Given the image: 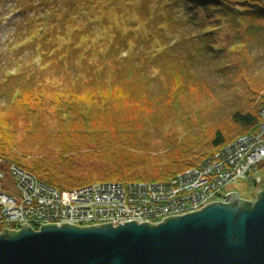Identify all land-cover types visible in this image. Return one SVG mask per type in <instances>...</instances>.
<instances>
[{
    "label": "rangeland",
    "instance_id": "1",
    "mask_svg": "<svg viewBox=\"0 0 264 264\" xmlns=\"http://www.w3.org/2000/svg\"><path fill=\"white\" fill-rule=\"evenodd\" d=\"M192 6L186 0H0V105L9 109L16 155L46 158L58 173L99 176L97 170L114 167L119 149L163 165L173 159L170 150L179 158L186 151L188 160L191 150L203 152L217 128L235 132V110L250 104L254 90L264 95V20L218 19V12ZM30 21L32 36L22 35ZM49 33L47 49H40ZM178 83L189 89L179 97L182 106L166 107ZM106 102L111 108L103 111ZM113 116L150 117L154 124L112 133L102 122L113 124ZM255 177L258 186L241 181L225 192L254 201L264 188V165ZM2 184L14 188L8 172Z\"/></svg>",
    "mask_w": 264,
    "mask_h": 264
},
{
    "label": "water",
    "instance_id": "2",
    "mask_svg": "<svg viewBox=\"0 0 264 264\" xmlns=\"http://www.w3.org/2000/svg\"><path fill=\"white\" fill-rule=\"evenodd\" d=\"M263 190L254 201L232 192L226 204L211 202L157 224L3 226L0 264H264Z\"/></svg>",
    "mask_w": 264,
    "mask_h": 264
},
{
    "label": "built area",
    "instance_id": "3",
    "mask_svg": "<svg viewBox=\"0 0 264 264\" xmlns=\"http://www.w3.org/2000/svg\"><path fill=\"white\" fill-rule=\"evenodd\" d=\"M261 100L260 124L255 132L238 136L200 165L177 173L167 182H95L59 189L0 159V233L3 226L18 231L24 223L34 231L47 223L86 227L111 222L117 226L137 220L157 224L211 202L228 203V185L245 181L256 187L261 182L260 177L253 178L264 165V97ZM5 172L14 183L13 189L2 184Z\"/></svg>",
    "mask_w": 264,
    "mask_h": 264
},
{
    "label": "trees",
    "instance_id": "4",
    "mask_svg": "<svg viewBox=\"0 0 264 264\" xmlns=\"http://www.w3.org/2000/svg\"><path fill=\"white\" fill-rule=\"evenodd\" d=\"M187 2L192 3V8L195 6H201L202 8H208L213 12H218V19L220 17H228L230 15L235 17H246L250 20H264V0H186ZM24 8H28L29 4L20 3ZM17 10L15 15L17 16ZM48 12L44 11L43 13ZM50 12L54 15L58 11L54 7L51 8ZM48 14L50 17V13H45V18L48 19ZM59 21H63L60 19ZM240 23V20H239ZM34 25L33 21L29 22L26 30L24 31V27L18 30L22 35L27 34L32 36V33L29 34V29ZM220 29V25L218 26ZM16 31V35L18 34ZM41 34V33H40ZM50 37L47 35L44 38L43 43L40 41L37 45L40 49H47L46 39ZM37 41V40H36ZM216 50V49H214ZM264 85V84H263ZM263 85L259 87V89H263ZM258 89V90H259ZM188 87L182 83H178L177 86L170 90L169 98L170 101L166 104V107L169 108H178V106H182L179 97L186 95L188 93ZM256 96L259 94V91L251 93ZM253 94V96H254ZM256 96H254L250 100V104L242 109L235 110V112L231 116L232 122L237 126L235 132H227L221 129H216L213 133H211L207 140L204 143L205 150L201 153H197L194 150H191L189 156H192L191 159L185 155L182 158L177 157L176 150L168 151V156H173V159H166L167 164L161 165L160 160L154 156L145 155L140 156L141 154H137L135 152H128L124 149H119L121 155L119 159L115 160L116 164L112 168H104L102 170H97L96 173L99 176L94 175L93 172L89 171L86 175H72L69 172H60L55 171L54 166L50 165V162L46 158H36L29 159L23 153L20 155H16V149L18 147V142L14 136V133L8 130L10 128V120L8 118L9 109L0 105V159L7 164H14L17 167L27 171L28 173L34 175L39 181H42L48 185L55 186L59 189H73L82 187L85 185H89L95 182H134V181H143V182H167L174 177L177 173L188 169L190 167H196L200 165L203 161L208 159L213 153L222 149L225 145L231 143L238 136L255 132L260 124V119L258 117L259 106L261 103V99L264 95H260L258 100H256ZM108 99V98H107ZM102 110H109L111 105L109 103L102 104ZM107 119V117H106ZM152 118L148 117L142 120L145 124H154L153 121L150 120ZM139 121L130 120L124 117L113 116V124H106V120L103 121V125L106 126L105 129L108 132H117L121 133L124 131L122 129L127 128L128 130H133L134 127H138ZM141 122V124H142ZM110 126H113L112 130ZM65 138V137H64ZM189 150V149H188ZM187 150V151H188ZM170 152V153H169ZM111 156V155H110ZM140 156V157H139ZM136 159V160H134ZM183 159V160H181ZM187 159V160H186ZM145 162H149L146 164Z\"/></svg>",
    "mask_w": 264,
    "mask_h": 264
},
{
    "label": "bare ground",
    "instance_id": "5",
    "mask_svg": "<svg viewBox=\"0 0 264 264\" xmlns=\"http://www.w3.org/2000/svg\"><path fill=\"white\" fill-rule=\"evenodd\" d=\"M264 191V190H263Z\"/></svg>",
    "mask_w": 264,
    "mask_h": 264
}]
</instances>
